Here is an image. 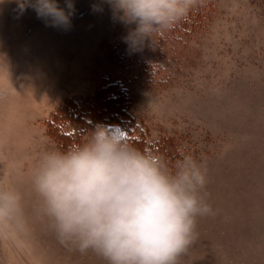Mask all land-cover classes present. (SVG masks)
Returning a JSON list of instances; mask_svg holds the SVG:
<instances>
[{
  "label": "rangeland",
  "instance_id": "rangeland-1",
  "mask_svg": "<svg viewBox=\"0 0 264 264\" xmlns=\"http://www.w3.org/2000/svg\"><path fill=\"white\" fill-rule=\"evenodd\" d=\"M72 3L70 25L53 27L0 0V182L24 193L31 224L25 236L0 237V264H106L65 248L31 214L28 175L42 152L58 150L46 119L109 73L123 75L147 140L171 139L207 163L214 215L199 220L178 264H264V0H198L184 33L167 31L141 49L124 48L129 26L106 0ZM114 49L128 60L111 59ZM141 69L156 77L133 78Z\"/></svg>",
  "mask_w": 264,
  "mask_h": 264
},
{
  "label": "clouds",
  "instance_id": "clouds-1",
  "mask_svg": "<svg viewBox=\"0 0 264 264\" xmlns=\"http://www.w3.org/2000/svg\"><path fill=\"white\" fill-rule=\"evenodd\" d=\"M198 0H106L129 26L126 42L141 49L173 30ZM53 27L70 25L72 0H17ZM41 216L57 241L106 264H178L198 238V223L214 215L207 192V163L191 154L170 160L141 150L123 133L97 125L64 150L42 152L28 175ZM24 193L0 182V237L30 231Z\"/></svg>",
  "mask_w": 264,
  "mask_h": 264
},
{
  "label": "trees",
  "instance_id": "trees-1",
  "mask_svg": "<svg viewBox=\"0 0 264 264\" xmlns=\"http://www.w3.org/2000/svg\"><path fill=\"white\" fill-rule=\"evenodd\" d=\"M183 21L172 31L174 34L184 33ZM126 36L121 41L124 48L128 47ZM110 53V58L127 61L124 53ZM108 55V53H107ZM149 69H141L133 73L135 79L155 78L156 73ZM119 76V77H118ZM109 73L103 75L90 95L81 99L71 98L56 108L45 121L46 134L53 138L58 150H64L69 144L80 142L81 137L94 131L97 125H103L125 135L133 145L144 150L151 148L175 160L181 153L175 143L168 138L149 141L146 132L140 130L132 114L133 98L121 81L123 75ZM123 82V81H122Z\"/></svg>",
  "mask_w": 264,
  "mask_h": 264
}]
</instances>
